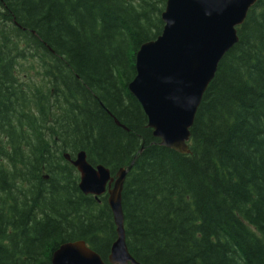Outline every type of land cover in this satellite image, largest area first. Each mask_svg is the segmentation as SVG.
Returning a JSON list of instances; mask_svg holds the SVG:
<instances>
[{"label": "trees", "instance_id": "trees-1", "mask_svg": "<svg viewBox=\"0 0 264 264\" xmlns=\"http://www.w3.org/2000/svg\"><path fill=\"white\" fill-rule=\"evenodd\" d=\"M166 1L0 0V264H53L78 240L108 262L107 196L85 195L64 157L82 150L113 175L135 159L122 205L139 263L264 264V0L203 96L190 154L160 144L128 89Z\"/></svg>", "mask_w": 264, "mask_h": 264}, {"label": "water", "instance_id": "water-1", "mask_svg": "<svg viewBox=\"0 0 264 264\" xmlns=\"http://www.w3.org/2000/svg\"><path fill=\"white\" fill-rule=\"evenodd\" d=\"M259 0H167L161 14L164 23L156 39L145 42L136 53V75L128 84L141 104L147 126L160 144L190 154L191 129L203 96L219 63L239 42L238 28ZM115 123L129 130L117 118ZM144 150L142 147L140 153ZM64 157L80 174L85 195L107 196L117 238L108 263L84 240L62 244L52 256L53 264H141L126 243L122 194L135 159L113 175L102 164L93 165L87 153ZM48 176H46L47 178Z\"/></svg>", "mask_w": 264, "mask_h": 264}]
</instances>
